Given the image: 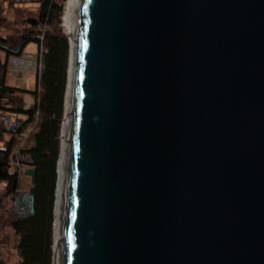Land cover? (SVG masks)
I'll use <instances>...</instances> for the list:
<instances>
[{"label": "water", "instance_id": "95a60500", "mask_svg": "<svg viewBox=\"0 0 264 264\" xmlns=\"http://www.w3.org/2000/svg\"><path fill=\"white\" fill-rule=\"evenodd\" d=\"M79 15L62 264H264V0Z\"/></svg>", "mask_w": 264, "mask_h": 264}, {"label": "trees", "instance_id": "16d2710c", "mask_svg": "<svg viewBox=\"0 0 264 264\" xmlns=\"http://www.w3.org/2000/svg\"><path fill=\"white\" fill-rule=\"evenodd\" d=\"M32 1L39 2V10L36 17L25 20L26 32L15 39L0 36L3 54L0 113L22 119L20 128L12 132L0 124V217L9 218L10 234L17 237L18 264H52L56 168L68 79L69 39L61 27L65 0ZM28 42H35L38 49L39 67L33 89L7 82L10 59L23 55ZM26 94L33 97L30 105H26ZM28 127H32L30 137L20 145L21 131ZM14 148L17 151L13 154ZM15 154L21 158L20 163L25 161L21 155L30 156L35 170L34 180L27 187L33 189V212L26 216L15 214L8 205L17 195L21 179L17 168L10 169Z\"/></svg>", "mask_w": 264, "mask_h": 264}, {"label": "rangeland", "instance_id": "374dc122", "mask_svg": "<svg viewBox=\"0 0 264 264\" xmlns=\"http://www.w3.org/2000/svg\"><path fill=\"white\" fill-rule=\"evenodd\" d=\"M68 0L64 1V11L62 13L61 18V27L63 32L69 36V29L65 24L64 21V12L66 9ZM39 10V2L38 1H32V0H0V36L3 38L8 39H15L16 37L20 38L23 33L26 32V24L25 20L28 17H36ZM25 53H31L36 54L38 52L37 44L35 42H28L27 45L24 48ZM69 51H70V45H69ZM70 55V54H69ZM3 54L0 52V57H2ZM70 58V57H69ZM36 63V62H35ZM35 63H30L26 65L25 68H14L11 62V59L9 61V67H8V75H7V82L10 84H15L20 87H24L27 89H33L34 82H35V75L36 70L29 69L27 66H35ZM68 68H69V59H68ZM68 83V80H67ZM68 90V84L66 88V92ZM65 92V97H66ZM65 97H64V106H65ZM26 105H30L33 102V97L29 94H26ZM5 116L8 119H10L11 116L9 115H1ZM63 116H65L63 114ZM24 119V118H23ZM64 120V119H63ZM63 120H62V126H63ZM12 122L14 124L15 129H19L20 125L19 123L22 122V119L18 121L16 118L12 119ZM12 122H7V125H5L3 122L2 124L4 128L7 129L6 131L12 132ZM19 122V123H18ZM32 127L25 128L23 131H21L20 139L18 140V143L21 145L22 143H27V140L30 137V133L32 132ZM62 132V127H61ZM4 137L8 140L10 137L5 136ZM10 140V139H9ZM3 143V141H2ZM7 143V142H6ZM17 151L16 148L13 150ZM60 151H61V135H60ZM60 154V153H59ZM25 157V161L20 163L19 159H21L17 154L14 155L12 160V168L11 171H15L14 168H17L18 171L21 173V179L19 182V190L17 192V195L15 198L10 202L9 207L12 212L18 215H22L20 207L17 205L18 201V193L27 192V187H29L30 184V176L25 175L23 172L27 170L28 168H33L32 159L29 157H26V155H21ZM57 173V168H56ZM58 175V174H57ZM57 181V177H56ZM55 196H56V189H55ZM55 204V203H54ZM24 210V209H23ZM27 211V210H26ZM25 212V210L23 211ZM54 212V209H53ZM8 217L1 218L0 217V264H18L19 258H17V251H16V245H17V237L12 236L10 234V228L8 223ZM54 223V221H53ZM53 239L55 240V237L53 235ZM53 248V247H52ZM53 259V256H52Z\"/></svg>", "mask_w": 264, "mask_h": 264}, {"label": "bare ground", "instance_id": "6f19581e", "mask_svg": "<svg viewBox=\"0 0 264 264\" xmlns=\"http://www.w3.org/2000/svg\"><path fill=\"white\" fill-rule=\"evenodd\" d=\"M79 9L80 0H68L66 9L64 12V21L69 29L70 38V51H69V68H68V90L65 97V116L63 120L62 132H61V151L59 159L57 161V181H56V199L54 205V223H53V235L55 240L53 242V259L52 264H62L63 260V233L65 223L66 212V200H67V185H68V154H69V136L71 134L72 125V105L74 100L75 90V70H76V58L74 54L76 51L74 38L77 35L79 26ZM17 205L20 210L26 211L27 204L24 200L22 192L18 193ZM24 209V210H23Z\"/></svg>", "mask_w": 264, "mask_h": 264}, {"label": "built area", "instance_id": "2783aa9c", "mask_svg": "<svg viewBox=\"0 0 264 264\" xmlns=\"http://www.w3.org/2000/svg\"><path fill=\"white\" fill-rule=\"evenodd\" d=\"M11 62H12V65L14 68H25L27 63L30 64V63H35V66H27L29 69H33V70H38V63H37V56L36 54H31V53H24L23 55H21L20 57H14L11 59ZM1 115H4V114H1L0 113V122L4 123L5 125H7V122H12V119H8L7 117L5 116H1ZM20 121V120H18ZM19 123V122H18ZM19 125H21V123H19ZM12 131L15 130L14 128V124L12 122ZM6 129H7V126H6ZM8 130V129H7Z\"/></svg>", "mask_w": 264, "mask_h": 264}, {"label": "clouds", "instance_id": "9594fccd", "mask_svg": "<svg viewBox=\"0 0 264 264\" xmlns=\"http://www.w3.org/2000/svg\"><path fill=\"white\" fill-rule=\"evenodd\" d=\"M37 71V70H36Z\"/></svg>", "mask_w": 264, "mask_h": 264}]
</instances>
